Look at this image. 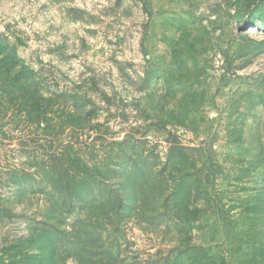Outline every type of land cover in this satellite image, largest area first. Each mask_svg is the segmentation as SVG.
<instances>
[{
    "label": "rangeland",
    "instance_id": "1",
    "mask_svg": "<svg viewBox=\"0 0 264 264\" xmlns=\"http://www.w3.org/2000/svg\"><path fill=\"white\" fill-rule=\"evenodd\" d=\"M0 264H264V0H0Z\"/></svg>",
    "mask_w": 264,
    "mask_h": 264
}]
</instances>
